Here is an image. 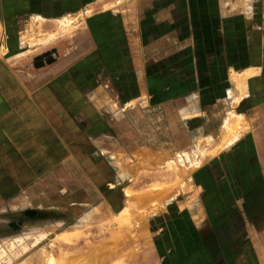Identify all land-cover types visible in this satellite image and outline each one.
<instances>
[{"label":"crops","instance_id":"0c3cea01","mask_svg":"<svg viewBox=\"0 0 264 264\" xmlns=\"http://www.w3.org/2000/svg\"><path fill=\"white\" fill-rule=\"evenodd\" d=\"M1 2L6 32L19 37L0 53V225L17 210L119 223L128 175L176 155L158 151L175 141L152 127L132 132L136 107L176 104L188 115L191 100L206 112L242 97L250 130L215 155L232 156L231 185L218 160L196 172L193 194L152 206L150 252L155 264H255L254 249L239 242L253 234L256 210L264 214L258 204L248 215L263 190L255 156L264 161V0Z\"/></svg>","mask_w":264,"mask_h":264},{"label":"rangeland","instance_id":"374dc122","mask_svg":"<svg viewBox=\"0 0 264 264\" xmlns=\"http://www.w3.org/2000/svg\"><path fill=\"white\" fill-rule=\"evenodd\" d=\"M2 8L0 0V53H2L6 41L13 40L14 35L17 39L19 37L18 32L11 34V36L9 32H6ZM78 20H81V17ZM24 23L20 18L18 24L22 26ZM236 102L233 103L224 98L218 101L216 105L213 104L209 107L206 112H202L198 100H191L192 106L193 104H197V106H191V114L188 115L182 112L183 109L179 110L176 104L168 107L169 109L162 106L158 109H150L145 105L143 107L137 106V110L140 109L138 112L142 111V113L136 117V121L134 122V118H132V122L127 119L128 125H133L132 132L138 136L140 135V127L143 126L142 130L147 126L152 127V136L156 133L160 140L166 141V138L169 137V143L175 141V144H156L158 151L174 150L176 155L156 156V161L159 160L155 167L144 168L136 174L128 175L126 183L130 184L128 187L129 200L127 207L116 215V221L119 223H114L113 220L110 223H105L103 219L98 217L63 220L60 216L58 218L52 215H44L40 218L34 215L32 218H28L22 210H17L15 217L10 215L4 225H0V264H155L150 252L149 221L153 211L151 207L167 199L183 200L181 194L187 190L193 194L196 172L205 165H215L213 162L218 160H222L224 164L222 171L224 183L231 185L232 177L230 174L235 168L232 166V156L215 155L223 152L229 154L243 133L250 130V118L242 111L246 108L245 101L241 98L242 103ZM231 105L233 106L231 107ZM232 113L235 116L242 114L244 118L240 115L241 118L238 119L237 116L231 115ZM228 114L231 118H228L230 117ZM167 116L170 117V126L167 122ZM226 118L230 119L228 120L230 125L238 122L235 129L239 130V134L234 138L235 140L238 137L235 141L219 148L218 145L227 133L226 126H224V122L227 121ZM238 125L240 126L239 129H237ZM149 129H147L148 133L141 135L144 136L142 137L144 141L147 140L145 137L148 138L151 134ZM182 135H185V141H182ZM180 149L187 152L186 156H177ZM257 159L255 156L256 168L259 172V177L256 180L260 182V187L263 190L256 194L255 201H249L248 215L251 220L257 205L264 204V187L262 185L264 182L262 169L264 167L261 166L264 161L259 162ZM147 196L150 199L149 203L147 202L148 207H138L136 198L141 199ZM242 200H244V208L247 199L244 197ZM262 208L260 207L255 212L253 234L245 236L246 232H244L245 239L239 242L240 246L246 245L254 249L255 264H264V214H262ZM113 236L115 239L112 240ZM11 241H16L14 248L9 247ZM125 241H127L126 249L124 248ZM95 250H99L98 254L101 255L87 256L88 253ZM137 253H142V256H136ZM79 258L81 261L78 260Z\"/></svg>","mask_w":264,"mask_h":264},{"label":"bare ground","instance_id":"6f19581e","mask_svg":"<svg viewBox=\"0 0 264 264\" xmlns=\"http://www.w3.org/2000/svg\"><path fill=\"white\" fill-rule=\"evenodd\" d=\"M102 6H104V4H103ZM89 10H90V9H89ZM86 13H87V12H86ZM80 16H81V15H80ZM63 18H64V17H63ZM67 18H68V17H67ZM69 19H70V18H69ZM37 20H38V19H37ZM60 20H61V19H59V20L57 19V22H58V23H62V22H60ZM62 20H64V19H62ZM67 20H68V19H67ZM74 20H75V18H74ZM63 22H64V21H63ZM65 23H66V22H64V23H62V24L65 25ZM69 23L71 24V22H68V24H69ZM62 24H61V25H62ZM68 24H67V25H68ZM67 25L65 26V30H66V29H69V27H68L69 25H68V26H67ZM71 25H72V24H71ZM71 25H70V26H71ZM58 27H59V26H58ZM61 27L64 28V26H60V28H61ZM66 27H68V28H66ZM67 31H68V30H67ZM57 33H58V32H57ZM44 35H45V33H44ZM44 35H43V36H44ZM50 36H51V35H49V38L53 37L54 34H53V36H51V37H50ZM55 36H56V35H55ZM242 79H243V78H242ZM240 80H241V79H240ZM235 84H236V82H235ZM240 85H241V84H240ZM238 86H239V84H238ZM236 89H237V88H236ZM228 93H229V92H228ZM242 94H243V93H242ZM229 96H231V93H229ZM241 98H242V97H241ZM233 100H234V102H235V101L238 100V99L236 98V100H235V99H233ZM236 103H237V102H236ZM232 106H233V105H231V107H232ZM235 109H236V108H235ZM228 115H229V114H228ZM228 115H227V116H228ZM231 115H234V114L232 113ZM240 115L242 116V114H240ZM240 115H236V116L238 117V119H239V117L241 118ZM229 116H230V115H229ZM234 116H235V115H234ZM236 116H235V117H236ZM242 117H243V116H242ZM228 118H231V116L228 117ZM228 118H226L227 121L225 120L226 122H224V123H225L224 126H226V129H225V130H226L227 133H226V136L221 140V143L218 142V143H220V145H218L219 148H221L223 145H228V144H230V143L234 140V138L239 134V130L237 131V130L235 129L236 126H237V124H238V122L233 123V125H230V122L228 121V120H230V119H228ZM243 118H244V117H243ZM247 120H248V119H247ZM238 121H239V120H238ZM242 123H243V122H242ZM242 125H243V124H242ZM224 126H223V127H224ZM239 127H240V126L238 125V128H237V129H239ZM241 129H242V128H241ZM241 129H240V130H241ZM248 134H249V133H248ZM219 140H220V139H219ZM215 145H216V144H215ZM216 147H217V146H216ZM216 147H215V148H216ZM212 148H213V147H212ZM214 152H215V151H214ZM115 234H116V233H115ZM118 234H119V233H118ZM113 237H114V236H113ZM113 237H112V240L115 239V237H114V238H113ZM117 238H118V237H117ZM120 241H121V239H120ZM105 251H108V250H105ZM98 253H99V250L91 251L90 253L87 254V256H88V255H91L92 257H93V256L95 257V256H98V255H101V254H98ZM109 254H110V253H109ZM246 258H247V257H246ZM80 259H81V258H79L78 260H80ZM78 260H77V261H78ZM80 261H81V260H80ZM244 262H245V261H244ZM241 263H242V262H241Z\"/></svg>","mask_w":264,"mask_h":264},{"label":"water","instance_id":"95a60500","mask_svg":"<svg viewBox=\"0 0 264 264\" xmlns=\"http://www.w3.org/2000/svg\"><path fill=\"white\" fill-rule=\"evenodd\" d=\"M28 215L30 216V217H33L34 215H37L35 212H28Z\"/></svg>","mask_w":264,"mask_h":264}]
</instances>
